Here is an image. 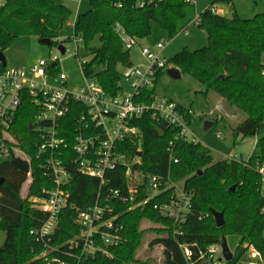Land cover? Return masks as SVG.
I'll list each match as a JSON object with an SVG mask.
<instances>
[{
  "label": "trees",
  "instance_id": "trees-1",
  "mask_svg": "<svg viewBox=\"0 0 264 264\" xmlns=\"http://www.w3.org/2000/svg\"><path fill=\"white\" fill-rule=\"evenodd\" d=\"M88 1L90 8L79 13L74 22V35L83 39L92 56L82 70L112 96L121 90L122 69L132 64L130 50L124 48L117 29L120 27L144 39L151 34L154 21L173 37L177 21L184 17L191 4L188 0H162L140 8L131 0L124 1L122 7L117 6L116 0ZM231 2L213 0L199 14L197 23L207 33L205 47L194 51L184 49L170 61L183 75L190 74L201 84L198 93L205 98L214 93L230 112L240 111L245 115L232 127V136L235 139L258 137L251 155L243 160L226 158L215 162L210 149L201 142L180 141L174 149V156L179 161L171 163L168 144L174 138L175 128L154 121L148 115L136 119L134 124L143 133L140 169L158 175L170 172L173 180H184L186 189L192 193V210L183 227V235L173 234V222L150 206L123 212L121 222L126 240L112 249V257L98 256L90 264L138 262L136 253L147 233L141 227L145 221L153 223L150 230L157 232L150 246H162V264H190L181 243L192 248L195 259L199 249L219 244L223 237L227 238L234 255L226 264H243L248 259L247 249L243 247L246 243L257 248L264 258V197L259 190L257 170L264 164V13L241 18L237 13L228 17L216 12L219 4ZM71 15L72 10L67 5L54 0H6L0 6V51L26 35L50 39L52 45L63 42L60 32ZM96 39L100 41L98 47L92 46ZM170 61L167 60V65ZM163 71L165 69L157 72L155 87ZM155 87L148 90L151 95L156 93ZM30 105L28 100L22 102L11 129L18 139V146L27 153L30 161L11 156L0 162V230L5 233L0 246V264H48L39 256L45 250L44 245L30 234L46 219V215L33 205L31 197L42 196L44 189L53 186L44 175L41 160L36 157L39 139L29 128L33 119ZM210 114L213 126L226 119L220 111ZM29 171L32 182L27 196L22 197L21 189ZM70 171L71 201L78 207L83 206L95 193L98 180L80 174L75 168ZM117 173L121 178L114 180L112 185L122 188L124 176L122 172ZM121 208L126 209V205ZM212 209L223 212V226L216 225ZM75 217V208L62 211L52 244L72 237L77 230Z\"/></svg>",
  "mask_w": 264,
  "mask_h": 264
},
{
  "label": "built area",
  "instance_id": "built-area-1",
  "mask_svg": "<svg viewBox=\"0 0 264 264\" xmlns=\"http://www.w3.org/2000/svg\"><path fill=\"white\" fill-rule=\"evenodd\" d=\"M124 1L127 0H116L117 6L122 7ZM131 1L142 8L162 0ZM4 3L0 0V6ZM117 31L124 48L138 47L148 63L145 68L131 64L122 69L121 80L130 82L131 92H123L120 82L118 94L109 95L95 78L84 72V84L69 86L67 75L58 67V57L50 63L39 60L28 70L4 66L0 62V152L5 158L19 156L30 161L11 132L18 108L22 102L30 101L31 130L39 139L36 157L41 160L44 175L53 183L51 188L42 191V196L31 197L33 205L46 215L41 226L32 229L30 234L44 245L45 250L39 256L48 264H90L98 256L112 257V249L126 240L121 217L127 210L150 206L173 222V234L178 235H183V227L192 210V193L186 189L184 180H173L170 172L158 175L140 169L143 133L134 124L138 118L148 115L154 121L175 128L174 138L168 144L171 163L179 161L174 156L178 142H198L190 129L192 109L148 92L155 87L157 72L168 68L162 56L165 44L158 42L154 50L122 28ZM73 40L76 49L70 55H78L83 39L75 36ZM53 45L59 52V46L63 45L62 54L68 52L64 42ZM216 136L221 138L219 134ZM229 158L243 160L240 156ZM71 168L98 180L95 193L83 206L78 207L71 201ZM257 170L259 190L264 197V164ZM117 172L124 176L122 188L112 185L114 180L121 178ZM27 181L29 188L31 171ZM124 205L126 209L121 208ZM68 207L76 210L74 225L77 230L68 240L52 244L60 215ZM180 247L190 264L227 262L221 243L199 249L195 259L188 244L181 243ZM243 247L248 257L243 264H264L257 248L247 243Z\"/></svg>",
  "mask_w": 264,
  "mask_h": 264
},
{
  "label": "rangeland",
  "instance_id": "rangeland-1",
  "mask_svg": "<svg viewBox=\"0 0 264 264\" xmlns=\"http://www.w3.org/2000/svg\"><path fill=\"white\" fill-rule=\"evenodd\" d=\"M6 1V0H2ZM67 5L72 10V15L69 22L60 32V40L63 41L68 48L66 54L59 52L54 45L39 43L36 44L38 38L35 36H20L10 46L4 49L7 66L24 68L28 70L31 65L39 60H45L47 63L53 61L54 57L59 58L58 67L67 75L69 86H80L85 83V75L82 70V62L90 60L91 54L86 48L84 42H80L78 55H70L76 49V43L73 40L74 22L79 13L87 11L89 6L88 0H54ZM213 0H193L186 8L183 18L176 23V33L173 37L169 36V32L161 27L158 23H151V34L141 40V44L148 45L155 50L158 42H163L165 48L162 51V56L166 60L171 58L178 52L187 49L194 51L205 47L208 44L207 33L201 29L197 23L199 14L207 9ZM223 9L224 15L232 17L237 13L241 18H251L258 13H264V0L255 2L253 0H232L231 4H219ZM218 9V8H217ZM92 46H100V41L96 39ZM131 63L134 66L145 68L147 61L139 52L138 47L130 49ZM264 63V53L262 55ZM170 61L168 68L172 67ZM123 92H131L130 82L122 78ZM201 84L190 74H184L179 79L172 78L167 72L163 71L160 75L155 91L159 98L171 99L187 108L192 109V118L190 129L197 141L207 146L213 156L214 161H220L232 156H240L247 159L257 142L258 137H238L232 136V127L241 122L245 115L240 112H230L224 107L223 101L212 93L208 98H205L201 93ZM234 110V109H232ZM211 111L221 112L225 116V120H219L209 129L204 128V123L207 120L214 121ZM235 111V110H234ZM219 134L221 138L216 135ZM191 138H193L191 136ZM231 147H228V144ZM21 149V148H20ZM5 159L0 152V162ZM28 181L26 180L21 189L22 197L27 196ZM142 229H146L147 233L142 239V243L137 250L136 258L138 262L130 264H162L163 248L161 245L150 246V241L157 237L155 230H150L154 227L153 223L143 222ZM5 240V233L0 230V246Z\"/></svg>",
  "mask_w": 264,
  "mask_h": 264
},
{
  "label": "water",
  "instance_id": "water-1",
  "mask_svg": "<svg viewBox=\"0 0 264 264\" xmlns=\"http://www.w3.org/2000/svg\"><path fill=\"white\" fill-rule=\"evenodd\" d=\"M39 43H44V44L50 45L51 44V40L50 39H38L36 47H38ZM59 48H60L61 52L63 53L64 52V46L60 45ZM0 62L4 66L7 65L6 57H5L3 51H0ZM165 72H167L174 79H179V78H181L183 76L182 71L176 66H172L170 68H167L165 70ZM212 126H213V121H210V120L205 121L204 128L206 130L211 128ZM29 128L32 129L31 122L29 123ZM228 147H231L230 143L228 144ZM139 155H140V153H139ZM200 173H201V171H200ZM1 182H2V180H0V183ZM231 189L233 190L234 186ZM211 214L213 215V217L215 219V222H216V225L218 227H221V226L224 225L225 221H224L223 212H218V211L212 209L211 210ZM221 246L223 248V255L226 258V260L227 261L232 260L234 255H233V252L231 251V249L229 247V244H228V241H227L226 237L222 238Z\"/></svg>",
  "mask_w": 264,
  "mask_h": 264
},
{
  "label": "crops",
  "instance_id": "crops-1",
  "mask_svg": "<svg viewBox=\"0 0 264 264\" xmlns=\"http://www.w3.org/2000/svg\"><path fill=\"white\" fill-rule=\"evenodd\" d=\"M217 11H218V13H220V14H224V13H223V9H222L221 7H218Z\"/></svg>",
  "mask_w": 264,
  "mask_h": 264
}]
</instances>
